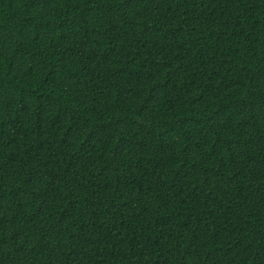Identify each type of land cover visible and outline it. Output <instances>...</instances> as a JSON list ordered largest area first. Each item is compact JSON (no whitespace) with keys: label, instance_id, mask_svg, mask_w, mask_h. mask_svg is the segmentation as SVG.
<instances>
[{"label":"trees","instance_id":"obj_1","mask_svg":"<svg viewBox=\"0 0 264 264\" xmlns=\"http://www.w3.org/2000/svg\"><path fill=\"white\" fill-rule=\"evenodd\" d=\"M0 264H264V0H0Z\"/></svg>","mask_w":264,"mask_h":264}]
</instances>
